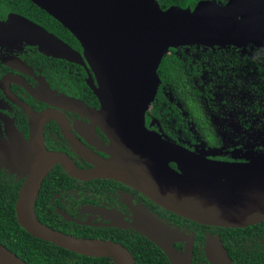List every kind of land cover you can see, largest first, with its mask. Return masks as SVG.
I'll use <instances>...</instances> for the list:
<instances>
[{
    "label": "water",
    "instance_id": "1",
    "mask_svg": "<svg viewBox=\"0 0 264 264\" xmlns=\"http://www.w3.org/2000/svg\"><path fill=\"white\" fill-rule=\"evenodd\" d=\"M31 1L80 41L96 74L99 85L93 88L102 107L94 111L73 98L40 89L39 93L61 104L82 106L101 120L118 154L117 160L105 161L114 177L199 223L246 227L264 221L263 153L251 154L247 162L214 160L158 137L146 126V111L161 82L158 69L170 48L264 47V0H200L193 8H163L157 0ZM10 18L13 25L8 31L15 39L37 45L46 54L81 61L79 52L44 27L19 14ZM42 140L41 145L35 135L30 155L19 161L31 173L15 204L19 224L33 236L76 253L136 264L134 254L121 242L68 234L37 217L34 203L52 163L68 164L77 177L92 173L69 163L62 153L43 151ZM144 213L132 226L157 244L172 264H193L194 241ZM180 239L187 241L183 250L174 246ZM205 254L210 264H235L219 234L207 237ZM0 264L30 263L0 242Z\"/></svg>",
    "mask_w": 264,
    "mask_h": 264
},
{
    "label": "flooded vegetation",
    "instance_id": "2",
    "mask_svg": "<svg viewBox=\"0 0 264 264\" xmlns=\"http://www.w3.org/2000/svg\"><path fill=\"white\" fill-rule=\"evenodd\" d=\"M12 1L15 9L7 6ZM30 1L0 0V185L17 182L19 193L31 176L27 164L19 161L28 158L37 135L41 145L44 138L43 151L62 153L69 163L92 171L77 177L70 173L68 164L52 163L34 203L35 213L43 223L79 237L120 242L115 239L127 234L144 235L132 224H137L146 212L166 228L194 241L193 264H197V243H202L206 257L207 237L221 236L216 228L229 227L207 225L179 215L114 177L105 161L117 160L118 154L101 120L82 106L41 96L39 89L83 102L90 110L102 107L93 88L99 85L98 80L80 41L60 21ZM14 13L70 45L82 55L81 61L46 54L37 45L15 39L8 31L13 25L10 15ZM197 46L201 49L180 45L168 52L196 70L197 75H190L195 94L179 95L173 90L172 81L163 82L160 77L157 95L146 111L147 128L158 137L214 160L247 162L251 154H264V87H252L259 84L260 78L256 72H248V54L264 49L251 45L233 46L232 50ZM211 62L216 66L204 70L205 64ZM208 82L212 84L207 85ZM170 164L177 168L175 162ZM201 233L205 235L203 241L199 238ZM45 242L40 248L42 260L34 264L74 260L75 251ZM186 243L180 239L174 246L183 250Z\"/></svg>",
    "mask_w": 264,
    "mask_h": 264
},
{
    "label": "trees",
    "instance_id": "3",
    "mask_svg": "<svg viewBox=\"0 0 264 264\" xmlns=\"http://www.w3.org/2000/svg\"><path fill=\"white\" fill-rule=\"evenodd\" d=\"M157 1L163 8H168L172 5L193 8L200 0ZM219 1L225 2L226 0ZM0 4L2 3L0 2ZM7 6L12 9L17 7L14 1L9 2ZM41 11L46 15L48 14L42 8ZM189 47L192 50L201 49L196 44L189 45ZM249 47L250 45H248ZM176 48L172 47L171 50H175ZM260 48L264 49V47ZM220 49L226 50L225 47ZM229 49L232 50L234 48L233 46H229ZM208 50H212V48ZM248 58V72H256L260 78L259 84L252 87L256 89L257 87H264V52L258 50V52H254L252 55L248 54ZM209 64H205L204 70L211 69V66H216L214 62ZM158 70L163 82L172 81V88L179 95L188 96L191 94L193 96L195 94L196 90L192 91L194 87L190 82L192 79L190 75L193 72L194 75H197L196 70L192 71L191 66L183 60L180 61V58L174 53H168L163 57ZM211 84L208 82L207 85ZM19 186L17 182L0 185V242L21 255L27 262L34 264L42 260L40 248L41 244L46 242L27 232L17 220L15 204ZM202 227L203 229H206L204 227L208 228L205 225ZM216 232L221 234L226 249L235 264H264V221L246 227H219L216 228ZM199 238L203 241L205 235L201 233ZM115 240H119L132 251L136 257V264H172L166 253L144 235L138 233L127 234L123 239L118 238ZM195 255V261H198L197 264H209L202 250L201 242L196 245ZM63 264H115V262L108 256H89L76 253L74 260H71V262L67 260Z\"/></svg>",
    "mask_w": 264,
    "mask_h": 264
}]
</instances>
